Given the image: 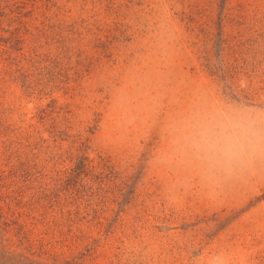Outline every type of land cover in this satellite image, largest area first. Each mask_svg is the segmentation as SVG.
Returning a JSON list of instances; mask_svg holds the SVG:
<instances>
[{"label": "rangeland", "instance_id": "1", "mask_svg": "<svg viewBox=\"0 0 264 264\" xmlns=\"http://www.w3.org/2000/svg\"><path fill=\"white\" fill-rule=\"evenodd\" d=\"M0 264H264V0H0Z\"/></svg>", "mask_w": 264, "mask_h": 264}]
</instances>
